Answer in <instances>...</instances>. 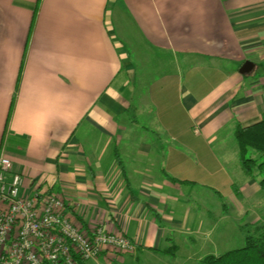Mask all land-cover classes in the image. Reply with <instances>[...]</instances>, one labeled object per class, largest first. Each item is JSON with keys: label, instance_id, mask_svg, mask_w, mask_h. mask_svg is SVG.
<instances>
[{"label": "crops", "instance_id": "1", "mask_svg": "<svg viewBox=\"0 0 264 264\" xmlns=\"http://www.w3.org/2000/svg\"><path fill=\"white\" fill-rule=\"evenodd\" d=\"M263 117L264 0H0V154L137 248L87 264L221 255L264 201L235 139Z\"/></svg>", "mask_w": 264, "mask_h": 264}, {"label": "built area", "instance_id": "2", "mask_svg": "<svg viewBox=\"0 0 264 264\" xmlns=\"http://www.w3.org/2000/svg\"><path fill=\"white\" fill-rule=\"evenodd\" d=\"M25 176L14 169L6 151L0 154V264H87L109 251L136 252L126 236L98 226L88 232L73 221L66 202L43 190L29 193Z\"/></svg>", "mask_w": 264, "mask_h": 264}, {"label": "trees", "instance_id": "3", "mask_svg": "<svg viewBox=\"0 0 264 264\" xmlns=\"http://www.w3.org/2000/svg\"><path fill=\"white\" fill-rule=\"evenodd\" d=\"M235 139L239 146L240 159L246 175L253 177L259 173L260 187L264 197V117L249 126H237ZM250 152L258 154L256 158ZM244 246L224 254L206 256L201 264H264V223L246 225Z\"/></svg>", "mask_w": 264, "mask_h": 264}, {"label": "rangeland", "instance_id": "4", "mask_svg": "<svg viewBox=\"0 0 264 264\" xmlns=\"http://www.w3.org/2000/svg\"><path fill=\"white\" fill-rule=\"evenodd\" d=\"M132 57L135 60L134 62L138 63L137 66L139 67V70H142L147 63H150V61H152L151 56H149L150 57V61L148 62V58L147 57H144L143 55H140L138 53H136V54L133 53ZM160 59H161V57H160ZM257 175L259 177H262V175L260 176L258 172H257ZM263 202L264 201H262V199H261L258 203L255 204L256 206H255L254 209L251 210V212H250L251 214H249V216L244 218V220H243V222L241 224V229L239 228V224H237L238 223L237 220L239 218V221H240L242 218H240V216L238 214L234 215L235 222H234V227H233L234 230H233L232 242L229 243V246H227L226 250H220V254L225 253L226 251L235 250V249H238V248L244 246V243H245L244 234L248 230V228L246 226L247 222H248L249 218H251L252 213H262L263 212V208H264L263 207V205H264ZM260 203L263 204V205H259ZM262 221L260 220V221L256 222L255 225L263 224L264 222H262ZM179 258L182 259L184 257H180L179 256ZM126 260H133V258L127 257ZM117 264H123V263H117ZM187 264H190V263H187Z\"/></svg>", "mask_w": 264, "mask_h": 264}, {"label": "water", "instance_id": "5", "mask_svg": "<svg viewBox=\"0 0 264 264\" xmlns=\"http://www.w3.org/2000/svg\"><path fill=\"white\" fill-rule=\"evenodd\" d=\"M254 67V64L250 61H246L240 69L242 75L249 74Z\"/></svg>", "mask_w": 264, "mask_h": 264}]
</instances>
